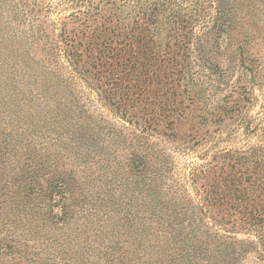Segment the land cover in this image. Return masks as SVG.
Here are the masks:
<instances>
[{
	"label": "rangeland",
	"instance_id": "obj_1",
	"mask_svg": "<svg viewBox=\"0 0 264 264\" xmlns=\"http://www.w3.org/2000/svg\"><path fill=\"white\" fill-rule=\"evenodd\" d=\"M81 3L0 0V264H219L191 179L202 148L142 135L56 53ZM242 3L263 26L264 0ZM257 51L251 115L264 121V35Z\"/></svg>",
	"mask_w": 264,
	"mask_h": 264
},
{
	"label": "trees",
	"instance_id": "obj_2",
	"mask_svg": "<svg viewBox=\"0 0 264 264\" xmlns=\"http://www.w3.org/2000/svg\"><path fill=\"white\" fill-rule=\"evenodd\" d=\"M241 2L82 0L55 44L73 76L142 135L202 148L191 179L219 264L250 251L264 260V121L251 115L264 25Z\"/></svg>",
	"mask_w": 264,
	"mask_h": 264
}]
</instances>
